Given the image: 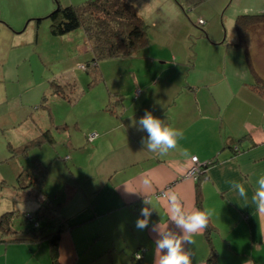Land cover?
I'll use <instances>...</instances> for the list:
<instances>
[{"label": "crops", "instance_id": "0c3cea01", "mask_svg": "<svg viewBox=\"0 0 264 264\" xmlns=\"http://www.w3.org/2000/svg\"><path fill=\"white\" fill-rule=\"evenodd\" d=\"M241 1L237 4L240 10L233 13L264 12L261 4L257 8H243ZM221 5H225L224 1ZM231 15L216 14L220 22L224 18V24L228 21V25L234 22ZM216 24H219L217 19ZM217 27L222 30V36L216 35ZM217 27L210 31L211 36L217 38L206 48L221 49L225 53L223 62L217 68L211 62L213 68L207 67L201 73V79H193L196 75L192 74H198L201 59L192 54L191 46L188 48L189 45L182 42L179 51L170 44L155 49L150 41L130 56L110 60L113 62L111 72L106 69L107 63H98L103 78L99 87L105 88L89 101L87 107L96 118L83 127L84 131L94 130L97 134L94 144L88 141L90 144L85 147L89 148L87 159L92 174L78 175L71 187L74 192L68 197L66 193L64 197L60 213L66 228L58 245L60 264H134L132 255L142 247L145 250L139 264H154L157 234L153 228L182 236L181 230L170 219L168 198L171 194L180 198L186 211L198 209V200L202 209L214 210L209 221L213 229L210 243L216 251L217 264H264V214L251 203L257 188L256 179L264 174V97L248 85L253 78L248 65L246 69L241 67V63L245 65L247 61H244V50L233 45L236 39L234 27L230 38L222 25ZM189 32L188 29L186 33L189 35ZM206 33L205 29L200 39ZM81 52L91 59L88 49ZM249 52L256 60H252L255 71L264 77V56H259L264 55V41L250 46ZM206 53L208 62L209 51ZM211 57L215 58V55ZM121 60H129L132 70L124 71L129 75L127 77L122 75L123 69L117 71ZM106 71L113 73L110 74L113 80ZM130 78L132 81H127ZM129 86L131 94L127 98ZM93 89L87 90V95ZM80 90L85 93L82 86ZM55 98L69 105L65 99ZM146 111L183 130L179 144L181 148L189 149V156H182L176 150L165 156L147 150L142 143L147 132L138 124L133 126ZM63 119L65 121L66 117L63 116L60 122H46L39 118V122L35 121L39 125L37 130L27 128L24 131L36 136L44 130L52 133V124L61 125ZM244 135L247 137L240 139ZM67 141L73 146L70 134ZM194 156L202 164L213 158L218 160L207 168L199 181L184 176ZM70 161L74 162L75 168L76 159L70 156ZM81 169L82 166L78 167ZM144 180L149 181V186L144 185ZM231 180L245 185L247 200L231 188ZM33 189H36V183ZM162 191L164 195H161ZM24 199L31 198L26 196ZM145 200L147 204H144ZM142 207L153 211L148 227L143 231L135 227L137 219H143L140 216ZM71 208L75 214L68 213ZM76 229L81 230L80 234ZM65 240L71 243H67L62 251L60 248ZM194 240L195 244L185 245V250L190 248L193 264H205L210 246L204 231L196 234ZM37 243L0 242V264H30L32 256L37 257L33 251Z\"/></svg>", "mask_w": 264, "mask_h": 264}, {"label": "rangeland", "instance_id": "374dc122", "mask_svg": "<svg viewBox=\"0 0 264 264\" xmlns=\"http://www.w3.org/2000/svg\"><path fill=\"white\" fill-rule=\"evenodd\" d=\"M84 1L86 0H0V215L14 211L13 226L17 228L29 226V224L20 225V223L25 217L29 221L30 213L39 205V201L32 198L24 199L25 193L36 191L37 196L41 197L43 190V194L47 196L45 203L53 206L61 202L66 193L74 192L71 187L78 175L87 177L92 174V166L87 159L89 148L85 147L89 146L88 141L94 144L97 134L94 130L93 132L89 129L84 131L83 127H87L90 119L96 118L95 113L90 112L87 105L99 90L105 88L103 85L99 87L103 80L92 87H87L92 76L87 72L88 65L84 64L89 57L81 52L89 49L82 28H77L65 35L54 36L49 31L50 22L46 17L56 7L57 2L64 6L78 5ZM127 1L138 9L147 23L149 42L153 43V48L170 44L180 51V42L189 45L188 48L192 47V54H197L202 62L198 66L200 68L198 74L197 72L192 73L196 75L193 79H201L203 77L201 73L205 72L207 67L213 68L210 67L211 62L216 65L215 68L223 62L225 53L221 49L209 48L208 50L206 46L217 38L216 35L222 36V30L217 27L219 24L222 25V29L227 30L228 38L231 37L230 33H233L235 18L240 10L237 9L240 0H229L228 2L226 0H197L196 3L193 0H172L173 3L167 0ZM223 1L225 5L222 6ZM262 2L264 0H259V2L258 0H242L241 4L243 8L245 6L257 8L259 4L264 6ZM53 3L54 6H51ZM234 10L237 13H233ZM218 12L223 17L232 14L234 22L228 25L227 21L224 24V18L220 22L216 16ZM257 14H264V12ZM38 18L41 19L36 22ZM216 19L219 24H216ZM215 27L219 32L211 36L210 31ZM188 29L190 30L189 35L186 33ZM205 29L208 34L206 33V36L200 39ZM70 38L73 39L70 40ZM245 40L249 51L250 46L264 41V23L250 27ZM208 51L210 59L207 62L206 52ZM210 52L215 55L216 59L211 57ZM251 56L253 58V55ZM112 59L115 58L102 60V63H107L108 72H111L110 65L113 62L110 60ZM121 61L123 62L118 61L122 64L117 66V71L123 69V72H127L131 69L129 60ZM244 61L246 63V60ZM247 65V63L245 65L241 63V67L245 69ZM90 66L96 67V62L92 61ZM107 71L109 79L113 80V75H110L113 73L109 74ZM125 72L122 75L129 76ZM73 77L75 80H72ZM53 81L59 85L75 83V90L69 94V100L65 98V101L69 103L68 106L62 100L55 98V96L62 98L61 96L51 92L50 87ZM127 81H132V78ZM80 86L83 87L85 93L81 91L82 89L80 90ZM91 89L93 91L87 95V90ZM79 91H81L80 94ZM5 94L6 97L2 98ZM130 94L129 86L127 98ZM63 116L66 120L63 119V123L58 128L55 124L51 126L53 131L50 134H53L54 140L52 143L39 140L36 144L29 142L36 137V134L28 135L26 134L28 131L24 130L27 128L37 130L39 125L35 121L39 122V118H42L46 122H60ZM16 133L17 136H15ZM69 134L73 140V146H70L67 141ZM94 134L95 136L91 139V135ZM23 136H25L24 140ZM70 156L76 159L75 168L74 162L70 161ZM80 166L82 169L78 170ZM23 170L28 171L34 178L36 189L31 187L26 190V188L18 187L22 183H18L17 178ZM200 174L199 172L194 177L186 172L184 176L196 180ZM65 208L66 206L63 210ZM68 213L75 214L74 208L68 209ZM76 230L80 234L81 230ZM37 242L33 248L37 257L32 256L30 264L49 263L48 242L46 240ZM67 243L71 241L65 240L60 248L62 251ZM144 250L143 247L138 249L135 257L142 258ZM58 264H60L59 261Z\"/></svg>", "mask_w": 264, "mask_h": 264}, {"label": "trees", "instance_id": "16d2710c", "mask_svg": "<svg viewBox=\"0 0 264 264\" xmlns=\"http://www.w3.org/2000/svg\"><path fill=\"white\" fill-rule=\"evenodd\" d=\"M46 17L50 22L49 31L54 36L65 35L77 28H82L84 31L85 42L88 44V51L91 53V59L84 63L88 65L89 70L87 72L92 76V80L87 85L88 88L103 80L98 68V61L127 57L149 44L147 23L136 7L127 0H86L78 5L64 6L57 2L56 7ZM40 19L38 18L36 22H39ZM259 23H264V14L238 15L235 18L236 39L233 45L244 50L248 68L253 78V81L248 84L249 87L255 93L264 97V77L259 76L255 71L245 40L247 30L254 24L257 25ZM92 61L96 62V67L90 66ZM75 87L76 85L73 82L59 85L53 81L50 89L53 94L69 100V94L73 93ZM109 103L110 101L108 100V106ZM56 127L58 128L59 125ZM50 133V130L43 131L29 142L36 144L39 140L43 142L51 141L52 143L54 141L53 134ZM246 137L247 135H244L240 139ZM215 161L218 160L213 158L202 165L200 169L201 174L198 175L197 181L201 180L207 168L214 164ZM33 179L28 171L23 170L17 178V182L22 183L18 187L26 188V190H29L31 187L35 188L36 181ZM43 193L42 190L41 197H38L36 192L25 193L27 197L37 202L39 201V205L30 213L31 219L28 221L27 217H25L20 223V225L29 224L28 227L22 228L19 226L17 228L13 226L14 211L4 212L0 215V242L14 243L19 241L36 242L46 240L49 244L50 264H58V245L61 234L66 228V222L62 219L63 217L60 213L65 199L51 206L45 203L47 196ZM196 193L199 195L200 191L198 192L197 189ZM69 195L71 193H67L66 197ZM196 205L198 209H202L200 200H198ZM212 230L210 224H208L207 229L204 231L205 238L210 246L205 264H217L216 251L210 243ZM135 253L132 255V261L134 264H139L142 258L137 259Z\"/></svg>", "mask_w": 264, "mask_h": 264}, {"label": "clouds", "instance_id": "9594fccd", "mask_svg": "<svg viewBox=\"0 0 264 264\" xmlns=\"http://www.w3.org/2000/svg\"><path fill=\"white\" fill-rule=\"evenodd\" d=\"M147 132L146 140H142L149 152L158 153L161 156L167 155L171 150L179 151L182 156H189L187 148L180 147V140L183 139L184 132L160 118L155 117L150 111H146L144 116L134 125ZM196 159V157H192ZM144 185L149 186V181L144 180ZM232 189H235L241 198L247 200L248 190L245 185L237 180L229 181ZM257 188L251 196V203L255 205L260 214H264V174H260L256 179ZM170 219L182 232V236H177L171 232H160L155 227L157 238L154 240L155 260L154 264H193L192 252L190 248L186 251L185 245L195 244L194 236L202 233L208 227L209 221L214 215V210L210 208L194 209L186 211L180 198L176 194L169 196ZM148 201H144L147 204ZM149 207H142L140 216L135 227L138 230H145L148 227L149 218L152 216ZM139 259V257H137Z\"/></svg>", "mask_w": 264, "mask_h": 264}, {"label": "built area", "instance_id": "2783aa9c", "mask_svg": "<svg viewBox=\"0 0 264 264\" xmlns=\"http://www.w3.org/2000/svg\"><path fill=\"white\" fill-rule=\"evenodd\" d=\"M94 136H95V134L94 135H91L92 138L91 137L90 138L93 139ZM191 160H192L191 161V164H190V166H189V168H188V170L186 172L189 173L190 175H192V176L194 175V177H196V175L200 172L201 166L203 164L200 163L197 158L196 159L191 158ZM196 172H198V173L196 174ZM161 195H164V193H161Z\"/></svg>", "mask_w": 264, "mask_h": 264}]
</instances>
